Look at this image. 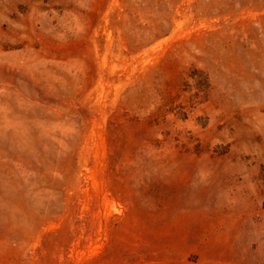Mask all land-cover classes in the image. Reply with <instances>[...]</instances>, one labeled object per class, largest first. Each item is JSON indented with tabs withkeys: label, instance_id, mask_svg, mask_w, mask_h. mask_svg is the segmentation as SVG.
<instances>
[{
	"label": "rangeland",
	"instance_id": "rangeland-1",
	"mask_svg": "<svg viewBox=\"0 0 264 264\" xmlns=\"http://www.w3.org/2000/svg\"><path fill=\"white\" fill-rule=\"evenodd\" d=\"M0 264H264V0H0Z\"/></svg>",
	"mask_w": 264,
	"mask_h": 264
}]
</instances>
